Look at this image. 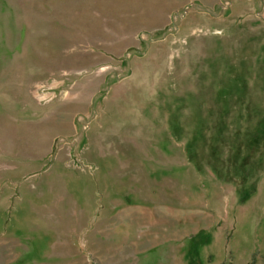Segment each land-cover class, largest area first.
<instances>
[{
	"label": "rangeland",
	"instance_id": "374dc122",
	"mask_svg": "<svg viewBox=\"0 0 264 264\" xmlns=\"http://www.w3.org/2000/svg\"><path fill=\"white\" fill-rule=\"evenodd\" d=\"M185 255L264 264V0H0V264Z\"/></svg>",
	"mask_w": 264,
	"mask_h": 264
},
{
	"label": "crops",
	"instance_id": "0c3cea01",
	"mask_svg": "<svg viewBox=\"0 0 264 264\" xmlns=\"http://www.w3.org/2000/svg\"><path fill=\"white\" fill-rule=\"evenodd\" d=\"M35 2H37V1H35ZM35 4V3H34ZM52 8V7H51ZM151 236H154V235H152V234H150V233H148V234H144L143 235V237H144V239H143V241L142 242H140V243H137V245L135 244V249L137 250V251H143L144 249H146L147 247H149V246H154V245H156V244H159V241L161 240H159L158 242L156 241V239H159L158 238V236L157 237H151ZM196 236V235H195ZM194 236V237H195ZM175 238V237H174ZM163 240H165V241H171V240H173L172 242L173 243H175V241H177V239L175 240V239H172V238H168V239H166V238H163ZM180 243V242H179ZM123 248V247H122ZM123 250V249H122ZM119 254H121L122 256H124L123 254H124V252L122 251L121 253L119 252ZM184 259H185V264H187L186 263V255L184 256ZM179 264H182L181 262H178Z\"/></svg>",
	"mask_w": 264,
	"mask_h": 264
}]
</instances>
